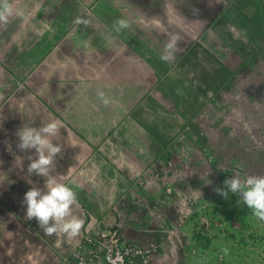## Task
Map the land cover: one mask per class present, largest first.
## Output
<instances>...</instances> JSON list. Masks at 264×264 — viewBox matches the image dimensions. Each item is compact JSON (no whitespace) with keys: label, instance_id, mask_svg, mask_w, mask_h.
Returning a JSON list of instances; mask_svg holds the SVG:
<instances>
[{"label":"crops","instance_id":"0c3cea01","mask_svg":"<svg viewBox=\"0 0 264 264\" xmlns=\"http://www.w3.org/2000/svg\"><path fill=\"white\" fill-rule=\"evenodd\" d=\"M9 2L14 13L23 15L0 24V264H75L70 250L83 235L115 223L127 239L142 244L158 240V230L172 235L170 225L174 230L172 224L180 226L173 219L182 214L181 201H173L156 182L163 174L167 186L178 178L179 185L194 189L205 182L206 173L191 160L175 166L173 155L187 154L191 138L203 142L206 133L220 134L211 121L219 109L211 108L216 101L209 91L239 76L237 67L218 53L230 35L227 19L248 25L243 38L252 50L244 57L264 64V0ZM77 17L90 25L75 24ZM119 18L130 27L117 32ZM173 35L179 37L174 58L164 61L161 55ZM231 37L242 40L239 34ZM51 120L61 125L53 140L62 146V155L49 175L77 194L73 215L84 226L76 236L46 235L26 217L22 203L34 185L46 190L47 178L27 172L34 150L17 149L16 133ZM219 180L222 186L223 176ZM210 193L186 224L201 209L221 214L215 207L219 195ZM157 256L155 251L154 264H166Z\"/></svg>","mask_w":264,"mask_h":264},{"label":"rangeland","instance_id":"374dc122","mask_svg":"<svg viewBox=\"0 0 264 264\" xmlns=\"http://www.w3.org/2000/svg\"><path fill=\"white\" fill-rule=\"evenodd\" d=\"M235 11L237 13H243L240 10ZM228 13L230 12L227 11V14ZM241 18L243 21L247 20L244 16ZM226 23L225 31L230 32V35L222 43L223 50L218 51V53L224 56L228 62L232 63L234 67H237L239 76L235 74L232 79L219 90H214L213 87V89L209 91L211 94H214L215 98H213V100L216 101L215 107L212 106L211 108L213 110H216L215 108L219 109L218 116L213 117L215 119L211 120L213 123H210L215 124V126L219 125L220 134H214V132L207 134V129L203 128L202 130L205 131L207 136L206 139L203 138L205 144H203L204 141L202 142L199 138H191L189 140L192 142L189 143L190 149L187 154L181 151V154L173 155V157L176 158L173 163L175 166L176 164H184L191 160L199 171L206 173L204 174V178H206L204 180L205 182L202 181L200 183L201 187H198L199 190L194 189L196 187L195 185L188 187L179 185L177 182L180 181V178L175 179V184L170 183L167 186L163 185V180L165 181L163 172V176L160 175V181L156 182V184L160 186L159 188L164 187V190L167 191L173 201H181V207H179L182 210L180 211L182 214L175 212L176 219H173L174 222H179L180 226L176 228L177 226L172 224L176 229L174 230L170 225L169 232H171L172 235H167L166 232L160 233L158 230V240L155 238L153 242H151L152 245H156L155 251L158 253L157 257L161 260L163 259L166 264H205L207 260L214 259L215 248L223 247L225 244L231 243L232 240L226 237L224 231L217 227H213L211 230V234L214 235L213 243L207 248L200 249L198 247L200 243H196L193 237V229L197 224L198 226L204 225L208 227L209 222L203 220L204 218L201 216L200 221H198L197 219L199 218L196 217L197 219H191L189 223L186 224L193 209H199V206L205 201V195L214 191L215 185L218 183V181L215 182L216 177L220 179L219 181H222L221 176H223L225 181L235 174H239L242 179L248 175H264V64L256 65L257 59L255 60L254 57H244L245 52L252 50L250 42L243 38L245 29L248 31V25H246V27L245 25H237L234 20H232L231 24L228 19ZM232 27H234L235 30ZM238 34L241 36L242 40L231 37V35L236 36ZM223 40L224 39H222V41ZM262 43L260 44L262 45ZM261 62H263V59H261ZM220 64L223 65L222 63ZM216 83H218V81H216ZM212 85H214V83H212ZM216 128L217 127H213V129ZM221 130H223V132H221ZM150 131L155 134L154 129H150ZM198 141L200 143H198ZM201 150L202 153L199 152ZM254 165H256L257 169L253 168ZM180 172H182V170ZM211 178L214 179L212 180V184H208L209 187L204 186V183L206 184L208 179L211 180ZM194 180H196V175L194 176ZM159 182L161 183L160 185ZM221 184V187H223V183ZM193 193H196V197H193ZM211 194L212 193H210V195ZM230 196L231 192H229V197ZM236 196L240 198L239 194H236ZM191 199L193 200L192 202ZM240 199H238V201ZM196 200L199 201L198 204ZM216 200L220 204L221 214L230 209V205L227 202L228 198L225 199L219 195V198H216ZM203 211L202 209L199 210V212ZM252 218L254 219V223L256 222L258 224L257 226L254 225L253 228L249 230V232L253 234L252 241L255 243L252 241L248 242L247 247H249V249L245 251L249 254L248 258L252 261V264H264V259H262L264 258V222L258 221L253 215ZM219 221L220 219L216 221V226ZM232 223L235 227L240 228L239 221L233 220ZM221 227H223V224ZM254 234L257 235V238L254 237ZM234 242H236V239ZM159 243L161 244L159 245ZM254 250L261 254L257 259ZM164 255L168 258L163 257ZM218 260L221 261V258L219 257Z\"/></svg>","mask_w":264,"mask_h":264},{"label":"clouds","instance_id":"9594fccd","mask_svg":"<svg viewBox=\"0 0 264 264\" xmlns=\"http://www.w3.org/2000/svg\"><path fill=\"white\" fill-rule=\"evenodd\" d=\"M194 12L197 10L193 9ZM22 16V11H16L9 0H0V24L7 26L13 15ZM77 25L88 27L90 20L77 17L74 20ZM130 27V22L124 18L114 21L117 32ZM179 37L173 35L165 44V51L161 59L168 61L173 56V50L177 46ZM99 99L107 105L109 99L105 93L98 92ZM60 123L51 120L40 127L23 126L18 129L16 147L21 152L34 150V155L28 157L27 172L32 175L46 177L45 189L37 186L31 187L24 195L22 203L26 205V217L35 219L46 235H54L63 232L69 236H76L84 226V220L73 215V205L76 203L77 194L73 187L67 183L57 181L50 177L52 166L58 155H62V146L55 143L53 138L60 131ZM2 163V161H0ZM75 183V182H73ZM214 191L223 198H229V192L240 195L238 203L246 204L252 215L264 222V175H248L241 178L239 174L226 179L223 187L216 186ZM227 249L224 252L227 253Z\"/></svg>","mask_w":264,"mask_h":264},{"label":"trees","instance_id":"16d2710c","mask_svg":"<svg viewBox=\"0 0 264 264\" xmlns=\"http://www.w3.org/2000/svg\"><path fill=\"white\" fill-rule=\"evenodd\" d=\"M238 199L240 198H238L236 194L231 193V196L227 200L230 205V209L222 214H219L215 210L207 212L203 211L204 213L197 211L194 212L193 217L199 218L198 221H200L201 216L206 215L209 222L208 227H205L204 225L198 226V224L194 226L193 237L196 240V243H200L198 246L200 249L207 248L213 243L214 235L211 234V230L213 227H217L224 231V233H226V237L232 240L231 243L225 244V246L223 247H217L218 249L215 248L216 250H214V259L207 260L205 264H219V257L224 264H252V261H250V259L248 258L249 254L246 252L249 249V247H247L248 242H251L253 239V234L250 233L249 230H251L250 228H253L254 225L257 226L258 224L256 222L254 223L253 221L254 219L252 218L251 214L252 210L246 204L238 203ZM215 207L216 209L220 208L221 211V207ZM219 219L220 221L216 226L215 223ZM233 220H237L240 222V228L234 226V224L232 223ZM219 224H223V227H221V225ZM254 237L257 238V235L254 234ZM235 239L236 242H234ZM225 248L228 250L227 253L224 252ZM255 253L256 259L257 257L259 258V256H261L258 251H255Z\"/></svg>","mask_w":264,"mask_h":264},{"label":"built area","instance_id":"2783aa9c","mask_svg":"<svg viewBox=\"0 0 264 264\" xmlns=\"http://www.w3.org/2000/svg\"><path fill=\"white\" fill-rule=\"evenodd\" d=\"M154 248L151 243L127 239L120 224L115 223L86 232L70 250V258H75V264H154Z\"/></svg>","mask_w":264,"mask_h":264}]
</instances>
